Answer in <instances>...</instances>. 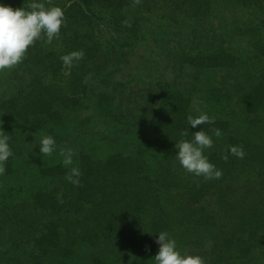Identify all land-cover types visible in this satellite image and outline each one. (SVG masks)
<instances>
[{"label": "trees", "instance_id": "16d2710c", "mask_svg": "<svg viewBox=\"0 0 264 264\" xmlns=\"http://www.w3.org/2000/svg\"><path fill=\"white\" fill-rule=\"evenodd\" d=\"M26 1L4 0L3 4L16 9ZM159 4L165 10L161 16L153 13V7ZM222 4L259 15V19L232 25L231 18L223 17ZM64 14L59 33L64 38L61 43L57 41L60 50L55 48L52 54H46L50 50L47 46L42 55L44 58L50 55L48 63L59 74L63 66L61 56L83 50V58L72 66L70 85L75 99L71 104L79 106L78 99L87 97L92 78H104L103 87H108L111 85V81L106 84L108 77H115L119 97L97 101L101 116L106 117L107 112L110 120L107 124L114 126L116 134L136 135L142 126L146 138L137 141V152L128 149L121 136L118 143L121 149L114 154L110 152L102 161L96 162L91 155L84 156L87 162L83 156L80 158L86 164L85 174L80 177L86 186L85 201L97 202L102 196L111 199L110 208L106 207L108 214L105 210L96 216L95 227L90 226L86 236L75 237L70 244L67 240L59 244L63 236L51 235V228L49 238L48 233L43 234V243L49 249H60L66 262L86 264L90 259L92 264H154L149 249L141 246L144 223L151 219L148 216H153L156 228L162 225L159 233L169 227L170 214L185 210L184 207L191 211L202 202V219L206 217L202 228L207 230L214 227V220L218 221L222 213L219 207L243 212L237 213L222 232L219 228L217 233H221L210 238V243L202 238L200 244L197 233L188 231L193 242L182 243L178 249L182 253L190 249L193 255L197 249L205 264H252L251 252L264 251V21L260 20L264 0H78L64 9ZM104 29H110L113 35H105ZM237 36L239 43L235 40ZM246 36L253 37L245 42ZM44 41L43 37L27 50L34 62L44 51ZM131 61H134L132 71L124 75L133 64ZM156 70L158 77L153 74ZM47 75L49 71L41 70L34 83H40ZM128 78L134 85L129 84ZM58 88L56 92L46 88V95L40 93L35 97H59ZM77 91L81 94L78 99ZM195 94L202 99L197 107L214 118V123L188 126L187 116L197 115ZM117 100L122 101L115 107L117 111H103L105 105L113 108ZM49 106L46 103L44 107L39 104L36 107L46 111ZM131 107L137 109L136 116ZM89 120L88 117L85 122ZM201 128L212 136L213 146L204 154L222 171L219 179L197 177L175 159L178 152L175 143L182 138L181 132L188 129L187 137L183 138L191 139L192 133ZM215 128L221 130L220 137L213 135ZM229 146H242L244 157L231 155ZM225 154L227 160L223 159ZM112 173L118 175L119 184ZM42 195L55 203L59 199L71 200L64 196L53 198L46 190ZM167 195L175 198L173 203L163 200ZM117 207L121 211L119 217L111 215L117 212ZM95 241L102 242L103 249L94 250ZM84 245L95 251L86 259L79 253Z\"/></svg>", "mask_w": 264, "mask_h": 264}, {"label": "rangeland", "instance_id": "374dc122", "mask_svg": "<svg viewBox=\"0 0 264 264\" xmlns=\"http://www.w3.org/2000/svg\"><path fill=\"white\" fill-rule=\"evenodd\" d=\"M77 1L45 0L46 3L50 2L51 5L65 6V8L61 7L63 11ZM3 2L4 0H0V3ZM29 2L30 0H27L23 6L27 7ZM228 8L227 4L221 5V11L225 12L224 15L222 14L224 19L231 18L232 25L235 23L239 26L243 22H255L256 18L259 19V15L241 12L239 7H234V5ZM153 9V13L160 16L165 11L161 4L155 5ZM260 20L264 21V15ZM232 25L231 27H233ZM109 30L104 29L105 35H113ZM199 36L201 37L200 40H202V30H200ZM252 37L246 36L243 39L248 42ZM44 38L46 41V37ZM63 38L59 34L51 43L44 41V51L36 58V62L26 52L22 62L11 69L0 72V128L10 135L9 144L13 152V155L5 163L6 172L0 175V264H78L75 261L66 262L60 249L47 248V244L43 243V234L48 233L49 238L48 229L51 228V235L56 237L57 234L63 236V240H58L59 244H62L64 240H67L66 243L70 244L75 237L81 239L89 233L90 226L95 227L93 220L96 216L103 214L105 210L108 214L106 207H109L108 201H111V199H105L102 196L96 199L97 202L93 201L88 204L84 198L86 186L84 187L82 183L79 186H74L66 179V175L70 172L72 166L81 168V173L85 171L86 164L83 161L85 159L87 162L85 155H91L93 160L100 162L110 152L114 154L116 150L121 149L118 143L121 142L120 139L122 137L127 141L126 146H128V149L131 148L135 152H137L135 146L137 141L142 137L143 139L146 138V134H142V126L137 130L136 135L128 134L124 137L122 134H116L114 126L107 124L110 121L107 112L105 113L106 117L101 116L97 101L102 100L103 97H119V89L115 90L119 86L115 77H108V83L106 84L111 81V85L108 87H103L104 83L101 81L105 80L104 78H92L88 86L91 91L88 89V92H86L87 97L78 99L81 94L79 95L77 91L76 98L79 106L75 107L71 104L75 99V94H73L72 86L70 85L73 80L71 74L72 66L63 65L59 74H57L53 71L54 68L51 64L48 63L50 55H46V58L42 55L48 49L47 46L51 51L49 50L46 54H52L55 48L59 51ZM235 40L238 43L241 41L239 36ZM57 41H60V43L58 44ZM131 63L133 64H130L126 68L127 70L123 72L124 75L132 71L131 67H133L134 61H131ZM44 69L49 71V75L44 77L40 83H34L35 76L41 74V70ZM153 74L158 77L159 71H153ZM156 80L159 79L156 78ZM127 81L130 85L135 83L134 81L131 82L129 78ZM28 85L30 86L27 87ZM58 85H61L60 88H58ZM46 88L55 92L56 88H58L57 90H60V98L57 95L56 97L53 96V98L39 99L35 97L40 93L46 95ZM194 97V106H201L202 99L198 98L196 94ZM122 99L124 100V98ZM37 101L43 107L46 103L50 106L45 108L46 111L37 109ZM117 101L113 108H107L105 105L103 111L109 110L111 113L115 111V107L122 102L121 100ZM131 112L136 116L135 114L138 111L135 107H131ZM88 117L90 120L85 122ZM141 122L145 126V120ZM111 123L113 122L109 124ZM42 135H52L56 140V151L50 156L42 157V154L39 153L37 144ZM61 148H71L73 150L74 164L72 166L62 164L63 157L59 154ZM90 149L93 151L90 152ZM82 156L83 159L80 161ZM102 164L103 168L109 172L107 166L103 162ZM64 168L68 169H66L67 173ZM112 175V177L116 176L115 179L119 184L118 175L115 173H112ZM45 190L53 198L64 196L66 198L70 197L71 200L59 199L58 203L65 204L58 206V203H55L50 197H44L43 199L42 192ZM38 197L40 199H37ZM164 199H167L169 204L175 200L170 195H167ZM101 204H105V207L101 208ZM184 209L170 214L171 223L164 230L176 240L177 246L182 243L193 242V239L190 241L188 231L197 233V241L200 244H202V238L210 243V238L213 239L218 236L225 228L230 226L232 223L231 219L236 217L237 213L242 214L243 212L238 209L228 210L226 206L219 207V211L221 212L222 209V213H219L218 221L214 220V227L207 230L205 227L202 228V220L206 218L202 219V202L192 207L191 211L187 207H184ZM116 211V213L113 211L115 214L111 215L119 217L121 211L118 207ZM148 217H151V219L149 223L148 219L144 223L143 232L140 235L141 246L144 249L148 248L149 255L154 258L159 249V245L156 243L157 233L160 228L162 229V225L159 224L156 228V225H153V216ZM77 227H79V230ZM219 228L222 230L217 233ZM68 233H71V235ZM95 245L97 246L94 250L103 249L102 242L95 241L92 246L94 247ZM146 245L149 246L145 247ZM81 247L79 253L84 259L87 258L90 252H95L88 246L84 245ZM189 252L188 254L193 255L190 249ZM194 252H196L195 255L198 254L197 249H194ZM250 255L252 264H264V251L256 250L254 253L251 252ZM86 264H92L91 260L89 259Z\"/></svg>", "mask_w": 264, "mask_h": 264}, {"label": "clouds", "instance_id": "9594fccd", "mask_svg": "<svg viewBox=\"0 0 264 264\" xmlns=\"http://www.w3.org/2000/svg\"><path fill=\"white\" fill-rule=\"evenodd\" d=\"M64 11L61 7L46 3L45 0H30L27 7L13 9L11 6L0 3V72L11 69L23 61L28 48L36 41L46 37V43H51L57 38L64 24ZM84 56L83 50L72 51L61 56L63 65L71 67L74 61H79ZM197 115L187 116L188 126L195 128L205 123H214V118L199 107L195 108ZM215 137H220L222 132L215 128L212 130ZM181 139L175 143L178 149L175 159L187 172L205 180L219 179L222 171L211 163L205 150L213 146L212 136L203 128L192 133L191 139H186L188 129L181 132ZM11 137L0 128V175L6 172L5 163L13 155L9 141ZM39 153L50 156L56 151V140L52 135H42L37 144ZM228 152L238 158H243L245 153L242 146H229ZM59 154L63 157L62 164H74V152L71 148H61ZM228 159V154L223 156ZM82 173L79 168L72 166L66 179L74 186L81 183ZM156 243L159 245L154 257V264H205L199 255L182 253L176 240L168 232L158 233Z\"/></svg>", "mask_w": 264, "mask_h": 264}]
</instances>
